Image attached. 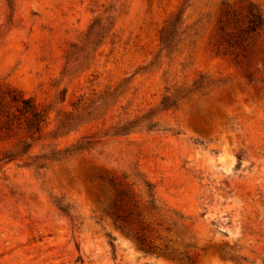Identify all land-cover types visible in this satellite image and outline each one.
<instances>
[{
	"label": "rangeland",
	"instance_id": "1",
	"mask_svg": "<svg viewBox=\"0 0 264 264\" xmlns=\"http://www.w3.org/2000/svg\"><path fill=\"white\" fill-rule=\"evenodd\" d=\"M245 1L264 19V0H196L186 23L204 18L205 35L143 72L183 0H0V90L39 106L66 90L65 101L54 103L46 133L57 113L70 111L81 96L120 85L124 112L155 111L158 124L104 140L40 175L22 161L6 164L0 172V264H263L264 85H249L238 66L209 44L221 3L238 8ZM104 14L114 19L113 35L88 70L61 81L68 45ZM202 76L216 82L209 95L176 111L156 110L167 86L191 85ZM101 122L58 141H38L32 153L49 143L71 145L99 131ZM18 135L0 140V157ZM112 179L143 212L146 242L115 221ZM142 181L154 186L159 212L146 211ZM55 200L72 207L70 216Z\"/></svg>",
	"mask_w": 264,
	"mask_h": 264
},
{
	"label": "trees",
	"instance_id": "2",
	"mask_svg": "<svg viewBox=\"0 0 264 264\" xmlns=\"http://www.w3.org/2000/svg\"><path fill=\"white\" fill-rule=\"evenodd\" d=\"M195 1L183 0L165 22L159 33V50L150 62L140 68L141 71H151L158 65L160 59L170 60L173 55L195 46L205 35L206 29L202 26L204 18L192 24L186 23V11ZM12 6V2H9L10 9ZM113 27V17L104 14L97 17L78 40L68 45L60 73L61 81L90 68L99 46L113 35ZM209 44L217 54L230 58L238 66L249 85H264V19L255 4L245 1L235 8L225 2L221 3ZM121 86L94 93L89 97L81 96L72 104L70 111L57 113L55 125L47 133L51 115L56 111L53 108L54 103L65 101V89L58 91L55 100L44 106L36 105L33 100L24 99L14 92L0 90V140H10L17 133L21 136L14 147L0 157V172L6 164L22 161L23 168L32 169L40 175L41 171H47L55 164L65 163L95 151L98 146L104 144V140L155 130L158 127L153 120L155 111L132 116L124 112L123 106H119ZM215 88L216 82L204 76L191 85L167 86L156 110L176 111L196 96L209 95ZM99 121H102L101 129L91 136L80 137L65 147L58 143H49L37 154L32 153L38 141H58L77 132L83 126ZM109 182L114 189L118 187L113 179ZM142 184L147 196L144 206L146 211L159 212L154 186L147 181H142ZM116 193L112 211L115 221L137 241L146 242L144 233L148 225L144 222L143 212L140 211L138 203L129 191L119 188ZM54 204L60 212L70 216L72 210L70 205L64 204L61 200H55ZM107 237L115 255V240L109 234ZM253 253L256 254L255 251ZM262 263L264 264V259Z\"/></svg>",
	"mask_w": 264,
	"mask_h": 264
}]
</instances>
